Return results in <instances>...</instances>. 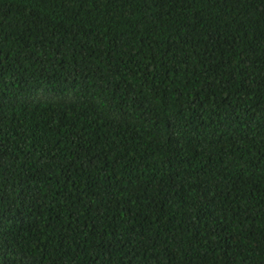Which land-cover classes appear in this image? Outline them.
<instances>
[{
  "label": "trees",
  "instance_id": "obj_1",
  "mask_svg": "<svg viewBox=\"0 0 264 264\" xmlns=\"http://www.w3.org/2000/svg\"><path fill=\"white\" fill-rule=\"evenodd\" d=\"M0 264H264V0H0Z\"/></svg>",
  "mask_w": 264,
  "mask_h": 264
}]
</instances>
